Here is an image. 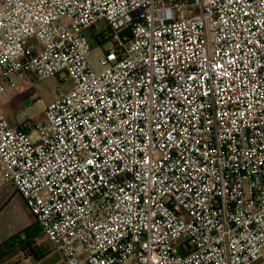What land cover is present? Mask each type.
Here are the masks:
<instances>
[{"label":"built area","instance_id":"2783aa9c","mask_svg":"<svg viewBox=\"0 0 264 264\" xmlns=\"http://www.w3.org/2000/svg\"><path fill=\"white\" fill-rule=\"evenodd\" d=\"M60 74L12 126L17 78ZM4 183L66 264H264V0H0Z\"/></svg>","mask_w":264,"mask_h":264},{"label":"rangeland","instance_id":"374dc122","mask_svg":"<svg viewBox=\"0 0 264 264\" xmlns=\"http://www.w3.org/2000/svg\"><path fill=\"white\" fill-rule=\"evenodd\" d=\"M92 34H102V38L93 47L88 55V61L96 72L103 70L102 59L115 49V41L109 37L107 23L100 21L91 31ZM18 88L9 89L3 96L4 114L9 122L35 123L43 121L45 108L50 105L58 95L69 92L73 83L67 80L65 74L56 77L38 80L32 76L17 78ZM20 199V200H18ZM35 221L27 206L21 201L19 195L12 197L10 191L0 186V228L11 237L20 236L33 225ZM40 249L45 257L37 261L29 256L28 251L15 252L13 258L2 261L0 264H66L54 246L43 236L39 237L30 249ZM256 264V263H255Z\"/></svg>","mask_w":264,"mask_h":264},{"label":"trees","instance_id":"16d2710c","mask_svg":"<svg viewBox=\"0 0 264 264\" xmlns=\"http://www.w3.org/2000/svg\"><path fill=\"white\" fill-rule=\"evenodd\" d=\"M94 37L99 41L103 36L102 34H96ZM109 37L112 38L111 33ZM23 234H25V238H22V235L15 236L0 244V262L15 252L28 250H30L28 252L29 256L34 257L37 261L43 260L45 255L42 250L38 248L30 249L31 246L36 243L37 239L42 236V231L37 221L35 220L30 229Z\"/></svg>","mask_w":264,"mask_h":264},{"label":"crops","instance_id":"0c3cea01","mask_svg":"<svg viewBox=\"0 0 264 264\" xmlns=\"http://www.w3.org/2000/svg\"><path fill=\"white\" fill-rule=\"evenodd\" d=\"M3 109H4V107H3ZM10 124H11L12 126L19 127V126H21L22 123H19V122H15V123L10 122ZM0 186H1L2 188H4L6 191H10V193L12 194V197H17V195H19L20 198H21V201L26 205V203H25L23 197L20 195L19 191L16 189V187H15L13 184H11V183H6V184H5V183H4V184H1ZM18 200H20V199H18ZM27 208H28V207H27ZM34 219H35V218H34ZM34 222H35V221H33V223H34ZM11 236H12V235H8L7 232H5L3 229L0 228V244L4 243V242L7 241L8 239H10ZM14 255H15V254L13 253V254L7 256V257L5 258V260H7V259L10 260V258L12 259ZM5 260H3V261H5ZM0 263H1V262H0Z\"/></svg>","mask_w":264,"mask_h":264}]
</instances>
